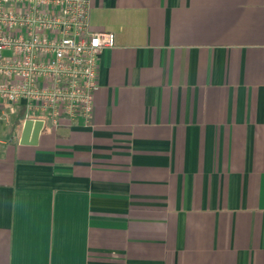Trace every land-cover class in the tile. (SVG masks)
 I'll return each instance as SVG.
<instances>
[{"label": "crops", "instance_id": "1", "mask_svg": "<svg viewBox=\"0 0 264 264\" xmlns=\"http://www.w3.org/2000/svg\"><path fill=\"white\" fill-rule=\"evenodd\" d=\"M92 121L0 123V264H264V0H87Z\"/></svg>", "mask_w": 264, "mask_h": 264}, {"label": "built area", "instance_id": "2", "mask_svg": "<svg viewBox=\"0 0 264 264\" xmlns=\"http://www.w3.org/2000/svg\"><path fill=\"white\" fill-rule=\"evenodd\" d=\"M113 31H94L87 0H0V123L19 106L44 126L89 124L100 54Z\"/></svg>", "mask_w": 264, "mask_h": 264}, {"label": "water", "instance_id": "3", "mask_svg": "<svg viewBox=\"0 0 264 264\" xmlns=\"http://www.w3.org/2000/svg\"><path fill=\"white\" fill-rule=\"evenodd\" d=\"M43 128L44 121L42 119H27L24 124L21 143L36 144Z\"/></svg>", "mask_w": 264, "mask_h": 264}, {"label": "trees", "instance_id": "4", "mask_svg": "<svg viewBox=\"0 0 264 264\" xmlns=\"http://www.w3.org/2000/svg\"><path fill=\"white\" fill-rule=\"evenodd\" d=\"M22 109H23V110H22V113H20V116H21L22 118H24L25 108L23 107Z\"/></svg>", "mask_w": 264, "mask_h": 264}]
</instances>
